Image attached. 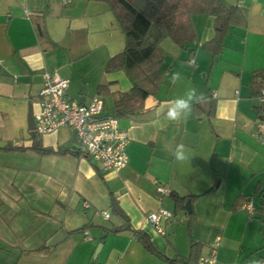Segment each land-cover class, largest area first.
Instances as JSON below:
<instances>
[{"label":"crops","instance_id":"obj_1","mask_svg":"<svg viewBox=\"0 0 264 264\" xmlns=\"http://www.w3.org/2000/svg\"><path fill=\"white\" fill-rule=\"evenodd\" d=\"M219 1L240 10L219 44L212 15L191 16L195 40L183 47L161 40L156 93L116 117L128 137L116 174L66 151L77 147L70 128L39 136L27 121L44 73L66 80V97L83 103L105 86L103 115H116L114 98L131 81L105 70L125 45L111 6L0 0V264H195L214 243V264L264 258V141L254 136L264 108V0ZM173 71L207 97L179 123L164 119L186 90L171 83ZM181 143L190 149L183 163L172 155ZM38 145L65 152L41 154ZM158 209L172 214L163 235L146 221Z\"/></svg>","mask_w":264,"mask_h":264},{"label":"trees","instance_id":"obj_2","mask_svg":"<svg viewBox=\"0 0 264 264\" xmlns=\"http://www.w3.org/2000/svg\"><path fill=\"white\" fill-rule=\"evenodd\" d=\"M103 1L111 6L125 41L123 51L107 62L105 70L123 71L131 81L130 90L118 93L114 98V117L134 113L146 98L156 93L161 80L159 66L164 57L159 45L162 39L169 38L183 47L195 40L191 16L212 15L215 33L213 40L219 44L233 17L240 13L237 7L225 6L219 0H155L144 13L133 7V0ZM105 92V86L98 87V96L101 97ZM261 112L259 119L264 121V108H261ZM34 150L41 154L65 152L61 148L52 150L39 145ZM66 151L80 155L75 149ZM171 196L177 204L185 200L175 194ZM133 235L148 249L149 242L142 233L133 231Z\"/></svg>","mask_w":264,"mask_h":264},{"label":"built area","instance_id":"obj_3","mask_svg":"<svg viewBox=\"0 0 264 264\" xmlns=\"http://www.w3.org/2000/svg\"><path fill=\"white\" fill-rule=\"evenodd\" d=\"M43 85L39 91L37 110L33 113V131L41 136L50 134L61 127L70 128L77 143L76 150L88 158L104 172L119 173L127 164L125 148L128 144L127 134L118 129L117 119L113 116L103 115L104 101L96 95L87 103H79L66 97L67 82L63 79L51 77L48 73L42 75ZM260 102H264V91L260 92ZM254 136L264 141V121L256 120ZM156 191L163 195L165 189L156 186ZM244 209L251 215L250 203H243ZM108 213H103L104 219ZM172 214L166 210L158 209L146 216V221L160 235L164 234L162 222L167 221ZM86 234V233H85ZM88 239L87 236H85ZM216 243L211 245L208 256H201L196 264H214Z\"/></svg>","mask_w":264,"mask_h":264},{"label":"clouds","instance_id":"obj_4","mask_svg":"<svg viewBox=\"0 0 264 264\" xmlns=\"http://www.w3.org/2000/svg\"><path fill=\"white\" fill-rule=\"evenodd\" d=\"M170 80L173 85L184 83L186 86L184 94L170 100L164 112L165 120L179 123L191 116L194 112V106L205 102L207 97L203 92H199L198 89L192 85L191 81H187L180 71H173ZM189 152L190 149L186 148V146L181 143L176 145L172 155L177 162L183 163L189 160ZM246 264H264V258L252 256L247 260Z\"/></svg>","mask_w":264,"mask_h":264},{"label":"water","instance_id":"obj_5","mask_svg":"<svg viewBox=\"0 0 264 264\" xmlns=\"http://www.w3.org/2000/svg\"><path fill=\"white\" fill-rule=\"evenodd\" d=\"M153 1H155V0H133L132 5L140 13H144L146 8L148 7V5L150 3H152ZM78 102L81 104L83 103V101L80 99L78 100ZM27 121H28L29 129L33 130L34 129V122H33V118H32L31 109H29V111H28ZM189 204H190V201L187 200L184 207H183V209L186 210L187 212L189 210Z\"/></svg>","mask_w":264,"mask_h":264}]
</instances>
